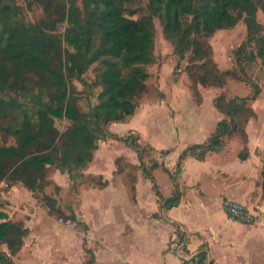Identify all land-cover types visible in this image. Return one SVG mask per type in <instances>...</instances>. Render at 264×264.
Listing matches in <instances>:
<instances>
[{
  "label": "trees",
  "instance_id": "trees-1",
  "mask_svg": "<svg viewBox=\"0 0 264 264\" xmlns=\"http://www.w3.org/2000/svg\"><path fill=\"white\" fill-rule=\"evenodd\" d=\"M34 1L43 14L28 21L17 16L11 0H0V131L4 140L9 135L15 138L13 143H0V180L20 181L35 196L50 164L67 172L86 165L101 136L128 143L145 166L137 136L117 134L105 125L132 114L146 91L149 73L145 66L155 59L153 17L159 19L173 51L186 58L184 69L195 88L198 83L221 86L227 77L238 76L235 68L217 65L208 40L217 29L230 28L238 19L243 20L247 32L235 49L239 69L244 71L245 60L264 58L256 0H147L143 12L132 6L133 0ZM27 5L31 7V2ZM63 23V31L57 32ZM253 43L256 50H247ZM94 63L93 84L99 89L95 102L84 110L72 79H83ZM32 81L38 85L36 91H31ZM251 83L253 90L248 95L228 100L222 94L216 97L215 107L227 117L218 119L215 132L206 140L186 145L178 154L177 167L188 156L201 160L218 151L225 136H236L243 144L237 152L239 159L248 157L245 124L254 114L248 101L260 92L259 85ZM56 117L68 120L64 130L55 125ZM179 198L175 189L162 197L163 205H177ZM27 232L21 220L7 218L0 210V243L7 248L0 249V264H14L11 255L20 249ZM179 236L182 242L184 235ZM198 253L205 263V251Z\"/></svg>",
  "mask_w": 264,
  "mask_h": 264
},
{
  "label": "rangeland",
  "instance_id": "rangeland-1",
  "mask_svg": "<svg viewBox=\"0 0 264 264\" xmlns=\"http://www.w3.org/2000/svg\"><path fill=\"white\" fill-rule=\"evenodd\" d=\"M28 1L31 7L27 5ZM146 1L133 0L132 6L140 7L143 12ZM256 1V17L264 34V0ZM11 2L16 5L17 16L28 21H35L43 14L41 6L34 0ZM153 22L155 59L145 66L149 73L146 91L139 97V105L132 114L121 121H109L105 129L121 135L137 136L144 163L150 170L154 167L152 162H156V168L164 171L163 165L166 163L176 172L175 161L179 152L188 144L206 140L215 132L218 119L227 117L215 107L216 97L222 94L228 100L234 95H248L253 90L251 82H256L260 92L254 100L248 101L254 114L245 124L250 152L246 161L236 156L243 146L236 136H225L220 149L226 148L223 156H229V159L223 163L237 174L239 192L251 202L256 212L252 223L236 221L241 224L239 228L254 234L252 259L255 264H264V58L245 60L244 71L239 69L235 49L246 38L247 32L243 20L238 19L230 28L217 29L208 37L217 65L223 69L235 68L238 76L227 77L221 86L198 83L195 88L184 69L186 58H179L173 51V43L163 35L159 19L153 17ZM64 26V23L58 25L56 31L61 33ZM63 44L66 45L65 42ZM249 48L256 50V45L253 43L247 50ZM177 63L178 68L175 69ZM95 64L83 73V79H72L75 94L84 110L95 102L99 89L93 84ZM37 88L38 85L32 81L31 91ZM19 99L27 101L23 96H19ZM68 123L64 117L55 118L59 130H64ZM1 133L0 143L15 142L14 136L9 135L4 140ZM97 142L98 147L93 150L96 156L82 167L67 172L50 164L40 179L38 196L20 181L12 184L8 179H2L9 189L8 192L0 191V210L7 213V218L21 220L28 227L22 246L11 255L14 264H86L91 256L90 247L101 244L106 247L101 242L104 238H96L89 232L87 222L94 218L95 212L90 204L89 189L92 184H102L103 175L110 176L113 166L119 171L125 165L131 167L138 163H132L135 149L128 143L108 136H101ZM170 151L172 159L166 160ZM231 156H235L234 160ZM211 164L220 163L214 159ZM125 176L135 177V173L125 171ZM2 188L0 186V190ZM109 241L112 242L113 238ZM0 249L7 250L3 243H0ZM113 253V264H117L120 259L117 253Z\"/></svg>",
  "mask_w": 264,
  "mask_h": 264
},
{
  "label": "crops",
  "instance_id": "crops-1",
  "mask_svg": "<svg viewBox=\"0 0 264 264\" xmlns=\"http://www.w3.org/2000/svg\"><path fill=\"white\" fill-rule=\"evenodd\" d=\"M223 149L201 160L188 156L176 166V172L166 163L164 171L140 165L136 150L132 163L137 166L125 165L119 171L113 166L110 176L103 175L102 184H92L89 189L95 209L94 218L87 222L89 232L104 238L101 242L107 248L102 244L90 247L86 264H113V252L120 259L117 264H183L184 255L201 250L209 264H255L251 255L254 234L239 228L238 220L229 219L223 205L224 200H237L256 213L239 192L237 174L223 163L229 159L223 156L227 151ZM171 155L170 151L166 160ZM214 159L220 164H211ZM125 171L135 177H126ZM175 189L180 192L179 202L166 208L162 197ZM179 234L184 235L182 242Z\"/></svg>",
  "mask_w": 264,
  "mask_h": 264
},
{
  "label": "built area",
  "instance_id": "built-area-1",
  "mask_svg": "<svg viewBox=\"0 0 264 264\" xmlns=\"http://www.w3.org/2000/svg\"><path fill=\"white\" fill-rule=\"evenodd\" d=\"M0 186L3 188L0 190L2 193L8 192L9 188H6L8 184L3 180L0 182ZM4 187L6 189H4ZM225 211L229 219L238 220L245 223H252L255 221V214L251 212L244 204L237 200H226L225 201ZM199 251L191 252L183 256V264H209L207 261L201 263ZM124 264H131L128 261H124Z\"/></svg>",
  "mask_w": 264,
  "mask_h": 264
}]
</instances>
